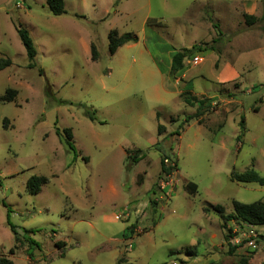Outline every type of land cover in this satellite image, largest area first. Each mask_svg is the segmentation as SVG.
<instances>
[{
    "label": "rangeland",
    "instance_id": "rangeland-1",
    "mask_svg": "<svg viewBox=\"0 0 264 264\" xmlns=\"http://www.w3.org/2000/svg\"><path fill=\"white\" fill-rule=\"evenodd\" d=\"M246 1L63 0L65 14L53 16L46 0H0V59L11 61L0 71V98L17 92L13 102L0 100V257L13 264H264V226L255 227L263 236L232 221L222 229L217 213L203 211L218 205L230 214L233 201L264 199V187L230 181L232 171L264 176V21L245 23ZM223 3L227 9L211 12ZM263 13L260 1L254 17ZM16 26L33 41L34 68ZM111 30L138 40L110 56ZM203 44L213 51L194 53L169 76L174 51ZM183 93L203 100L202 116L193 118L197 105H186ZM162 160L172 168L165 178ZM32 176L48 179L35 195L25 189ZM188 183L196 194L184 189ZM6 209L20 238L13 255ZM26 237L39 246L32 259Z\"/></svg>",
    "mask_w": 264,
    "mask_h": 264
},
{
    "label": "trees",
    "instance_id": "trees-1",
    "mask_svg": "<svg viewBox=\"0 0 264 264\" xmlns=\"http://www.w3.org/2000/svg\"><path fill=\"white\" fill-rule=\"evenodd\" d=\"M263 6H264V0H261ZM46 5L48 7V10L53 16H61L65 14L64 10V2L63 0H46ZM244 20L247 25H252L255 22L264 21V13L262 16L257 19L254 16L251 15H244ZM16 34L20 40V43L22 47L24 48L26 58L28 60L27 68H34V59L36 57V49L34 47L33 41L28 33V31L21 26L15 27ZM261 31L264 36V24L261 27ZM221 35V33H219ZM137 37L132 34H124L119 35L116 30H111L108 33V53L110 56L114 55L116 51L122 47L123 45H126L128 43H136ZM213 43V42H212ZM205 51H213V47L210 44H203V45H193L190 49H184L181 51H176V53L172 56L170 60V66H169V76L173 77L177 72L181 71L184 68V61L192 56L194 53H201ZM90 55L91 60L96 61L97 60V54L96 49L93 44L90 45ZM11 65V61L9 59H0V71L8 68ZM39 73H42L41 70H39ZM17 95V92L12 89H7L5 91V94L0 98L2 102L10 103L13 102L15 97ZM183 98V101L186 105L193 107L194 105H197L196 112L193 116V118H197L203 115V100L198 99L195 96H191L188 93H183L180 95ZM211 99H209L210 101ZM85 108V115L88 117V119L91 122H94L95 119V112L90 110L87 107ZM257 111V110H255ZM191 118H186V123ZM4 128H6V120L3 121ZM244 118L241 117L240 121V129L241 134L236 138V141L238 142L240 140V137L243 135L244 131ZM163 127H158V133H161V130ZM55 133L57 136H60V131L56 128ZM63 135L65 138L66 145L73 150V145L71 143L72 141V134L69 129L63 130ZM134 160V158H132ZM172 173V168L166 166L163 163V160L161 161V170H160V176L162 178H165L167 176H170ZM230 181L238 183V184H257L260 187H264V176L259 175L255 170L250 169L245 172L237 173L232 171L230 173ZM48 183V179L44 176H32L30 177L26 182V192L30 195L38 194L41 191V188ZM184 189L189 194H196L197 192V186L193 183H188L185 185ZM3 206L5 204L3 203ZM233 212L230 214H226L224 209L218 205L216 206H210L205 208L203 211L205 213H208L209 211H213L217 213L219 218L222 221V229H225V225L227 222H235V223H243L250 227H262L264 226V199H262L259 202H254L251 204H243L237 201L232 202ZM10 209H6V225L9 228L11 234L14 238L15 245L9 249L8 254L13 255L14 251L17 248V244L20 243V238L17 232V228L10 222ZM230 232V230H228ZM24 236L32 235L34 234V231L32 230H24ZM227 235L225 238H228ZM26 241L28 244V248L26 249V254L29 257V259H32L31 252L33 247L39 248L38 244L30 237H26ZM234 252V248H229L228 254L231 255ZM0 264H13V262L6 258V257H0ZM118 264H130L126 262H119ZM240 264H247V260H241Z\"/></svg>",
    "mask_w": 264,
    "mask_h": 264
},
{
    "label": "crops",
    "instance_id": "crops-1",
    "mask_svg": "<svg viewBox=\"0 0 264 264\" xmlns=\"http://www.w3.org/2000/svg\"><path fill=\"white\" fill-rule=\"evenodd\" d=\"M261 0H256V1H251V0H249V1H246V2H244V4H243V7H242V12H244L246 15H252V16H254V15H256L255 14V12H256V10H257V4L260 2ZM222 3V2H221ZM262 3V2H261ZM221 6H211L212 7V9H211V12H213L214 13V11H217V10H220V9H227V7H226V5L223 3V4H220ZM5 10V9H4ZM210 28H212L211 26H210ZM216 34L217 33H214V35L216 36ZM218 35H219V32H218ZM176 53V51H174V53L172 54V56L174 55ZM172 56L169 58V66H170V60H171V58H172ZM250 227V226H249ZM256 233H257V235H261L259 232H257L256 230H255V227H251ZM259 233V234H258ZM261 236H263V235H261ZM264 239V238H263Z\"/></svg>",
    "mask_w": 264,
    "mask_h": 264
},
{
    "label": "built area",
    "instance_id": "built-area-1",
    "mask_svg": "<svg viewBox=\"0 0 264 264\" xmlns=\"http://www.w3.org/2000/svg\"><path fill=\"white\" fill-rule=\"evenodd\" d=\"M190 61H191L192 63L195 64V63H197V61H198V57H193ZM164 163L166 164V166H168V164H167V163H168L167 160H165ZM168 167H170V166H168ZM115 219L118 220V217H115ZM229 244H230L231 246H235V244H237V243L231 240V241H229Z\"/></svg>",
    "mask_w": 264,
    "mask_h": 264
}]
</instances>
